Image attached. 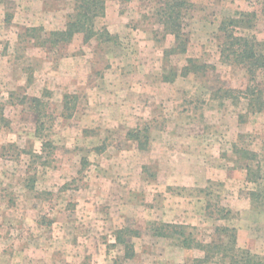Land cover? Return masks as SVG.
<instances>
[{
	"label": "rangeland",
	"instance_id": "374dc122",
	"mask_svg": "<svg viewBox=\"0 0 264 264\" xmlns=\"http://www.w3.org/2000/svg\"><path fill=\"white\" fill-rule=\"evenodd\" d=\"M103 1L96 27L110 40L78 33L56 46L25 29H62L73 0L0 2V264H233L238 252L219 227L264 261V113L222 95L243 89L247 74L220 57L218 32L224 16L258 11V0H191L187 51L169 54L157 0ZM249 32L264 40V12ZM189 57L210 67L184 74ZM31 97L44 103L42 137ZM136 126L148 128L146 149L127 136ZM233 145L262 154L257 182ZM160 223L226 251L200 262L201 249L154 235ZM120 228L138 232L125 236L130 257Z\"/></svg>",
	"mask_w": 264,
	"mask_h": 264
},
{
	"label": "trees",
	"instance_id": "16d2710c",
	"mask_svg": "<svg viewBox=\"0 0 264 264\" xmlns=\"http://www.w3.org/2000/svg\"><path fill=\"white\" fill-rule=\"evenodd\" d=\"M1 2V0H0ZM73 11L62 29L45 31L42 26H32L25 29L26 36L40 45L56 46L69 43L75 34L81 33L85 40L96 38L101 41L110 40L113 36L107 28L96 27V20L104 16L105 6L103 0H73ZM260 6V12H264V0L257 1ZM191 0H157L155 15L162 31L173 38V45L165 49L169 53H185L188 47L189 38L183 28V21L186 11L192 7ZM258 10V11H259ZM258 11L241 10L233 15L224 16L218 25L220 33L219 55L227 61L241 66L247 74V82L243 89L220 88L225 97H239L242 95L246 99L247 110L251 113H264V40L258 39L253 33L249 32L255 27ZM248 31V32H246ZM210 67L208 64L200 63L195 58H187L186 64L182 66L181 71L186 73H204ZM30 104L34 107L37 114L35 135L42 137L44 127L43 115L40 111V105H44L40 98H29ZM147 126L141 128L129 129L127 136L137 143L139 149L147 148ZM41 135V136H40ZM42 149L51 148L48 141H42ZM262 151L264 152V143ZM233 154L246 160L245 178L251 182H257L260 172L263 170L260 164L259 156L254 150L240 149L233 145ZM264 156V154H263ZM259 184V183H258ZM32 188V185H27ZM256 194V192H251ZM226 209L221 215L226 218ZM153 223V222H152ZM217 230L226 235L227 242L232 245V250L237 251L236 259L231 258L233 264H264L260 259H254L248 250L239 248L236 245L235 230L228 227H219ZM153 234L176 240L182 247L201 249L204 256L200 262L211 259V254L216 252H225L226 243H202L197 241L193 234L187 231V227L182 224L160 223L153 227ZM127 234L138 235L136 230L120 228L115 232V240L124 244V253L128 257L132 256L133 248L131 242L125 240ZM211 253V254H210Z\"/></svg>",
	"mask_w": 264,
	"mask_h": 264
}]
</instances>
